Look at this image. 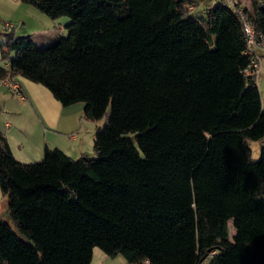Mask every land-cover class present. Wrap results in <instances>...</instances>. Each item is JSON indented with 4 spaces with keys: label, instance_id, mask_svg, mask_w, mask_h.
Returning a JSON list of instances; mask_svg holds the SVG:
<instances>
[{
    "label": "trees",
    "instance_id": "1",
    "mask_svg": "<svg viewBox=\"0 0 264 264\" xmlns=\"http://www.w3.org/2000/svg\"><path fill=\"white\" fill-rule=\"evenodd\" d=\"M22 1L71 18L68 35L38 46L4 31L0 78L108 117L94 157L47 148L22 163L0 134L19 232L0 219V264H90L95 247L129 264H264V148L255 160L247 142L264 139V106L240 14L221 1L204 16L191 0ZM245 13L264 35V0Z\"/></svg>",
    "mask_w": 264,
    "mask_h": 264
},
{
    "label": "crops",
    "instance_id": "2",
    "mask_svg": "<svg viewBox=\"0 0 264 264\" xmlns=\"http://www.w3.org/2000/svg\"><path fill=\"white\" fill-rule=\"evenodd\" d=\"M220 1L203 0L204 7L198 8L201 11L196 16L206 15L207 10ZM195 7L191 6L192 11ZM0 12L5 14L4 22L16 23L13 31L16 36L30 35L38 46H45L60 35L54 29L58 19L49 18L38 8L22 0H0ZM60 27L63 29V24H60ZM263 58L264 55L262 63ZM0 64L10 71V61H0ZM9 78L18 83L21 95L12 92L7 86L0 85V134L6 137L14 157L19 162L41 161L47 148L61 149L74 159L89 156L95 132L90 131L91 123L85 120L82 103L64 106L43 84L20 75ZM85 121L88 124H85ZM87 131L89 139L84 137ZM93 153L95 154L94 147ZM8 207L9 197L3 194L0 198V219L13 228ZM231 226L233 227L232 222L229 223L232 239L235 229L233 227L231 231ZM13 230L15 231L14 228ZM116 259H119V264H129L123 256Z\"/></svg>",
    "mask_w": 264,
    "mask_h": 264
},
{
    "label": "rangeland",
    "instance_id": "3",
    "mask_svg": "<svg viewBox=\"0 0 264 264\" xmlns=\"http://www.w3.org/2000/svg\"><path fill=\"white\" fill-rule=\"evenodd\" d=\"M191 1L193 3L194 7L196 5L195 9L192 11V15H195V16L199 15V12L201 11V9H198V8H203L204 7V3L202 2L203 0H191ZM247 5L250 7V4H247ZM4 15L5 14L0 12V32H1L0 33V45L4 41H6V33H4V31H7V30L5 29V24L6 23H12V24L16 25V23L10 22V21L4 22V20H5ZM49 18H51V17H49ZM59 18H57L58 20L57 19H53V20H57V21H55L54 29L57 30L56 33L66 37L68 35V29H66V24L71 22V18H69L68 16H61ZM60 24H63V29H61ZM2 25H3V27H1ZM10 57H12V56H10ZM0 61L1 62L9 61L8 59H3L2 54H1V48H0ZM256 77H257V84H258V87H259V90H260V93H261L262 103H263V106H264V58H263V63H262V67L260 69V72L257 74ZM82 104L84 105V103H82ZM107 117H108V112H107V114L105 116H103L99 120H90V119H88L86 117H85V120H87V121H89L91 123L90 124V127H91L90 131L95 132V134H96V131L98 130V128L104 127L106 125ZM85 124H88V122L85 121ZM95 125H96V127H95ZM97 126H98V128H97ZM95 134H93V136H92L93 140H91V142H92L90 144L91 145V149H90V152H89V156L87 155L88 157H94L95 156V154L93 153V147H94L93 141H94ZM84 137L86 139L90 138V135H89L88 131L86 132ZM247 142H248L249 147L251 148L252 158L255 159V160L259 159L261 150L264 148V139L262 141L248 140ZM2 195H3V192H2L1 187H0V198L2 197ZM13 228L15 229L16 232H18V230L16 229L14 223H13ZM232 228L233 227L231 226V231H232ZM121 256L122 255H119L118 257H110V256L106 255L104 253V251L100 247H95L94 248V253H93V259H92L91 264H119V259H116V258H120Z\"/></svg>",
    "mask_w": 264,
    "mask_h": 264
},
{
    "label": "built area",
    "instance_id": "4",
    "mask_svg": "<svg viewBox=\"0 0 264 264\" xmlns=\"http://www.w3.org/2000/svg\"><path fill=\"white\" fill-rule=\"evenodd\" d=\"M221 2L234 8L244 21V31L247 36L246 54L250 56L249 68L257 75L260 72L262 56L264 55V35L255 33V29L245 13L246 7H249L247 4H250V0H221ZM14 28L15 25L12 23L5 24L7 31H13ZM0 85L7 86L12 92L21 95L18 83L9 77L0 78Z\"/></svg>",
    "mask_w": 264,
    "mask_h": 264
}]
</instances>
